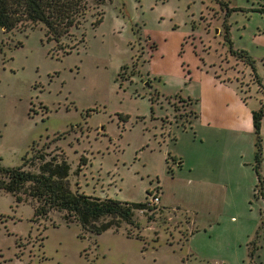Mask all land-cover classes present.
<instances>
[{"label": "rangeland", "instance_id": "obj_1", "mask_svg": "<svg viewBox=\"0 0 264 264\" xmlns=\"http://www.w3.org/2000/svg\"><path fill=\"white\" fill-rule=\"evenodd\" d=\"M223 1L239 8L226 20L232 47L264 85V12L251 10L264 0ZM102 10L61 38L65 53L41 24L0 29V160L48 152L67 161L72 192L141 202L157 189L159 203L135 209V224L80 236L64 211L35 215V198L0 188V264H264L252 168L264 92L229 49L225 5L105 0Z\"/></svg>", "mask_w": 264, "mask_h": 264}, {"label": "trees", "instance_id": "obj_2", "mask_svg": "<svg viewBox=\"0 0 264 264\" xmlns=\"http://www.w3.org/2000/svg\"><path fill=\"white\" fill-rule=\"evenodd\" d=\"M105 0H0V29L9 31L18 25L41 24L46 41H54L58 49L68 52L61 45V38L69 33L72 27H78L88 15L95 16L92 25L95 26L103 18L102 5ZM220 5H225L226 10L223 19L224 37L229 43L230 51L238 58L252 66L254 80L264 92V85L256 71L253 72L254 58L244 49H233L232 40L228 32L226 22L229 11L238 7H229L220 0ZM256 9L264 12L261 5ZM83 41V38H81ZM75 46V45H74ZM71 49V47H70ZM191 104L192 98L187 97ZM264 107V102H262ZM252 111L253 131L255 134L252 168L255 171L256 181L253 186L254 193L264 200V177L261 174L262 146L259 134L263 108ZM178 110V105H174ZM188 113L195 116L193 108ZM48 152L33 153L29 158L23 156V162L17 166H5L0 160V188L12 193L16 200H20L24 192L35 198L38 204L34 208L35 215H46L48 211L56 209L64 211L66 222L75 220L79 223L81 233H101L114 227L118 228L121 222L135 224L133 220L135 209H154L159 202L149 201L148 196L159 194L157 189L147 191L145 200L141 202H128L98 197L83 192H72L67 188L69 165L62 157L55 155L46 157ZM84 160V156H82ZM37 164V171L26 169L24 166ZM160 198V195H159ZM152 211V212H153ZM151 215V214H150ZM148 216L149 218L151 216ZM257 246H254V250ZM253 250V252H254Z\"/></svg>", "mask_w": 264, "mask_h": 264}, {"label": "flooded vegetation", "instance_id": "obj_3", "mask_svg": "<svg viewBox=\"0 0 264 264\" xmlns=\"http://www.w3.org/2000/svg\"><path fill=\"white\" fill-rule=\"evenodd\" d=\"M120 75H121V71L119 72V76H120ZM146 85H147V86H151V85H150V82H148V81L146 82ZM181 97H183V96H180V95H179V98H180V99H182ZM179 98H178V99H179ZM186 99H187V97H186ZM182 101H183V99H182ZM186 102H187V101H186ZM176 104H177L176 101H172L173 109H174V111H175L174 116H176V112L179 110V105H178V104H177V105H178V110H176V109L174 108V105H176ZM174 119L177 120V121H179L177 116L174 117ZM186 119H187V118H186ZM184 120H185V118H184ZM185 121H186V120H185ZM181 122L184 123L183 121H181Z\"/></svg>", "mask_w": 264, "mask_h": 264}, {"label": "built area", "instance_id": "obj_4", "mask_svg": "<svg viewBox=\"0 0 264 264\" xmlns=\"http://www.w3.org/2000/svg\"><path fill=\"white\" fill-rule=\"evenodd\" d=\"M152 202H159V194H155L150 198Z\"/></svg>", "mask_w": 264, "mask_h": 264}, {"label": "crops", "instance_id": "obj_5", "mask_svg": "<svg viewBox=\"0 0 264 264\" xmlns=\"http://www.w3.org/2000/svg\"><path fill=\"white\" fill-rule=\"evenodd\" d=\"M178 164H181V161H178ZM161 197V196H160Z\"/></svg>", "mask_w": 264, "mask_h": 264}]
</instances>
